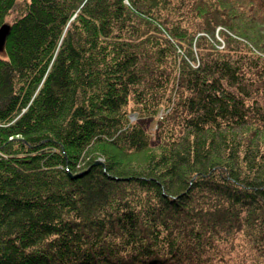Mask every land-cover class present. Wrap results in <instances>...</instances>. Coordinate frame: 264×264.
<instances>
[{
  "label": "trees",
  "instance_id": "trees-1",
  "mask_svg": "<svg viewBox=\"0 0 264 264\" xmlns=\"http://www.w3.org/2000/svg\"><path fill=\"white\" fill-rule=\"evenodd\" d=\"M2 26L0 264H226L237 237L264 264V0H0Z\"/></svg>",
  "mask_w": 264,
  "mask_h": 264
},
{
  "label": "rangeland",
  "instance_id": "rangeland-1",
  "mask_svg": "<svg viewBox=\"0 0 264 264\" xmlns=\"http://www.w3.org/2000/svg\"><path fill=\"white\" fill-rule=\"evenodd\" d=\"M158 119L159 120L161 119L160 115L158 116ZM154 129L155 128L152 127V126L149 128L150 131H154ZM237 236H241V235L238 234ZM244 245H245V242H244V240L241 237H237L235 239V241H234V247L230 250V251H232L231 255L230 256L227 255V250L224 253V256L226 255V257H224V259L226 260V259L229 258L228 259V262L226 264H231V260L232 259H237V258H240V257H242L243 264H248V263H250V261H251L250 264H254V259H256L255 252L252 251V250H250L249 248H247V247H249L247 244H246L247 247H245ZM239 246L242 247L246 252L245 251L244 252H241V250L238 248ZM233 252H235V254ZM250 258H251V260H250ZM221 264H225V262H223ZM255 264H263V263L258 262V260H256Z\"/></svg>",
  "mask_w": 264,
  "mask_h": 264
},
{
  "label": "water",
  "instance_id": "water-1",
  "mask_svg": "<svg viewBox=\"0 0 264 264\" xmlns=\"http://www.w3.org/2000/svg\"><path fill=\"white\" fill-rule=\"evenodd\" d=\"M8 26H2L0 28V51L3 49V44L8 33Z\"/></svg>",
  "mask_w": 264,
  "mask_h": 264
},
{
  "label": "bare ground",
  "instance_id": "bare-ground-1",
  "mask_svg": "<svg viewBox=\"0 0 264 264\" xmlns=\"http://www.w3.org/2000/svg\"><path fill=\"white\" fill-rule=\"evenodd\" d=\"M218 31V30H217Z\"/></svg>",
  "mask_w": 264,
  "mask_h": 264
}]
</instances>
